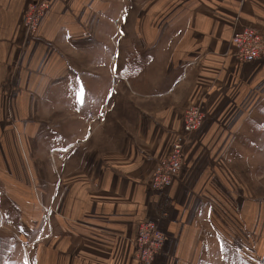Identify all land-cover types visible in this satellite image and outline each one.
<instances>
[{
    "label": "crops",
    "instance_id": "obj_1",
    "mask_svg": "<svg viewBox=\"0 0 264 264\" xmlns=\"http://www.w3.org/2000/svg\"><path fill=\"white\" fill-rule=\"evenodd\" d=\"M47 1L26 40L19 25L28 0H0V101H21L22 116L25 100L46 88L61 99L62 87L65 109L84 119L82 140L95 141L86 155L54 166L42 193H28L30 237L2 226L0 243L12 240L4 264L14 254L19 264H133L129 244L143 219L159 220L166 235L153 264H210L211 253L222 264H253V252L264 254V124L256 121L264 115V60L241 61L230 38L244 27L264 31V0ZM121 11L125 28L116 23ZM116 36L123 61L109 53ZM136 46L144 53L137 67ZM118 78L124 83L114 85ZM88 100L100 108L94 125L83 115ZM189 105L206 122L184 148L179 179L152 192L153 170Z\"/></svg>",
    "mask_w": 264,
    "mask_h": 264
},
{
    "label": "rangeland",
    "instance_id": "obj_2",
    "mask_svg": "<svg viewBox=\"0 0 264 264\" xmlns=\"http://www.w3.org/2000/svg\"><path fill=\"white\" fill-rule=\"evenodd\" d=\"M37 1L38 0H28L24 6V12L27 10L29 4ZM40 1H45L48 4L47 0ZM128 1L129 0H122V4L120 3V5L125 6ZM23 14L20 16L19 27L26 40L32 39L36 36L38 28L33 34H26L21 26ZM116 23L121 28L130 25L129 19L122 15V11L117 18ZM261 32L264 33V31ZM117 37L118 36L114 38L115 43H113V48L111 47L109 53L111 56L117 58V60L123 61L124 58L122 56L125 51L121 48L119 49L120 41ZM135 48L136 53L134 54H136V58H138H135L134 66L137 67L141 65V58H143L144 53L137 46ZM114 80L116 79L114 78ZM119 80L122 79L118 78L116 83H114V81L110 82L108 95L105 96L106 99L102 103L103 106L110 107L111 90L115 91L114 85H117ZM121 82L124 83V80ZM48 90L49 89L46 88L40 94V99L33 100L32 104L30 100H25L28 109L24 110L25 112L22 116H19L21 113L18 110V103L21 101H15L13 99L0 101V126L6 128V132L3 131L4 128L2 129L3 133H5V139L3 142H0V230L3 231L2 229L5 228L2 226H6L8 231L7 234L12 235L13 237L15 236L14 233L17 235L21 233L23 238H28L31 235V225L28 221L30 217H27L24 212V203L29 197L28 193H31V191H33L34 194H37L38 191L42 193L47 189L50 181H54L56 178V174L53 172L54 166L58 168L66 159H75L86 155L87 151L91 149L93 141H95V137L91 138V135L86 137L85 141L82 140L87 135L85 131L81 129L79 130L80 124H82L84 119L80 118L82 115L79 117L71 116L70 110L65 109L68 107L66 106V101L62 99L63 88L60 87L58 89L59 93H57L60 95L61 99H53L52 93H49ZM71 102L72 100L69 101V107L71 106ZM92 102L93 100H88L89 104L87 106V111H85L83 115L85 121H89L94 125L99 121V117L95 114L100 108H98V104L92 108L93 105L90 104ZM48 108H54L52 113L55 115L47 117L46 111ZM49 119L51 120L50 122ZM258 119L259 121L257 119L256 121L259 122L260 125H263L264 115L259 114ZM73 120L75 121L72 122ZM205 122L206 115L202 126ZM193 134L188 137L186 145ZM86 140H89L90 142L86 143ZM127 148L128 147L116 149L119 152L115 149L112 150L119 154L120 152H124V150L126 151ZM105 151L106 149H103L102 156L107 155ZM114 154L115 153H113V155ZM9 157H11V159H9ZM104 160L106 161L107 159L104 157ZM184 163L185 161L183 162V165ZM228 183H230L229 185H232L231 183L233 182ZM262 183L264 184V180H262ZM42 220H40L39 223L44 225V220ZM155 222L158 224L159 228L163 230L161 222L159 220ZM131 241L129 244L128 259L135 264L131 257ZM213 255V253L210 254V264H222L221 262L215 261ZM19 260L20 257L17 256V254H14L9 261L10 264H19ZM21 261L23 262V260ZM251 262L253 264L254 262H256V264H264V254L253 252Z\"/></svg>",
    "mask_w": 264,
    "mask_h": 264
},
{
    "label": "built area",
    "instance_id": "obj_3",
    "mask_svg": "<svg viewBox=\"0 0 264 264\" xmlns=\"http://www.w3.org/2000/svg\"><path fill=\"white\" fill-rule=\"evenodd\" d=\"M47 10L48 4L45 1L38 0L28 5L21 20L26 34L36 31ZM230 44L234 56L245 63L264 60V33L258 29H240L231 36ZM204 120L205 114L200 106L189 105L184 110L181 134L172 139L167 155L158 160L148 183L150 191H164L176 181L183 167L184 147L188 137L200 129ZM165 241L166 235L155 221L141 220L131 241V257L135 264H152Z\"/></svg>",
    "mask_w": 264,
    "mask_h": 264
},
{
    "label": "trees",
    "instance_id": "obj_4",
    "mask_svg": "<svg viewBox=\"0 0 264 264\" xmlns=\"http://www.w3.org/2000/svg\"><path fill=\"white\" fill-rule=\"evenodd\" d=\"M12 248V240L6 238L0 243V264L5 263L6 256Z\"/></svg>",
    "mask_w": 264,
    "mask_h": 264
},
{
    "label": "snow or ice",
    "instance_id": "obj_5",
    "mask_svg": "<svg viewBox=\"0 0 264 264\" xmlns=\"http://www.w3.org/2000/svg\"><path fill=\"white\" fill-rule=\"evenodd\" d=\"M115 70V69H114ZM83 96H84V89H80L77 93H76V99L78 102H82L83 100Z\"/></svg>",
    "mask_w": 264,
    "mask_h": 264
}]
</instances>
